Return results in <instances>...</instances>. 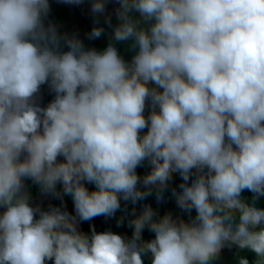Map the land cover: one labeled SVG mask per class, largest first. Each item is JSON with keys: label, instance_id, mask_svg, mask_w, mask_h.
<instances>
[{"label": "clouds", "instance_id": "1", "mask_svg": "<svg viewBox=\"0 0 264 264\" xmlns=\"http://www.w3.org/2000/svg\"><path fill=\"white\" fill-rule=\"evenodd\" d=\"M87 3L0 0V264H264V0Z\"/></svg>", "mask_w": 264, "mask_h": 264}, {"label": "trees", "instance_id": "2", "mask_svg": "<svg viewBox=\"0 0 264 264\" xmlns=\"http://www.w3.org/2000/svg\"><path fill=\"white\" fill-rule=\"evenodd\" d=\"M85 2L87 3V0H85ZM50 16L53 20H55L56 22H58L61 25L62 30L64 29V26L71 21L74 17L72 15V13L68 10V8L60 2H57V0H51V13ZM103 37V36H102ZM102 37L100 38V42L96 45V47L98 48H102L105 46L106 42H107V38L104 40H101ZM126 47V45H121L122 50ZM42 95H43V100L46 102L47 100H49L51 98L50 94L47 92L46 88L42 89ZM146 167H140L137 169L138 174H144V172L146 171ZM180 182L179 177L175 176L173 177V181H172V185L175 186L176 184H178ZM91 187V186H89ZM243 195L245 196H250V193H243ZM148 202L153 204V207H156L155 202L153 197H148L147 198ZM260 206H264V201L260 202ZM173 210L175 211V205H174V201H172L171 199L167 200L165 203L161 204L159 206V211L161 212V214H163V212L165 210ZM117 215H119V213H117ZM108 224L110 225V228L117 232V233H124V234H128L130 235V229H128L126 227V225H121L120 227H117L115 224V220L111 219L107 221ZM152 233L148 232L147 230L144 231L143 233V237L145 239H149L152 237ZM221 254H226V258L227 259V264H234V250H230V249H225L222 251ZM244 255L247 256V258L250 261L253 259V256L251 253H244ZM145 264H150V261L148 259H145Z\"/></svg>", "mask_w": 264, "mask_h": 264}, {"label": "rangeland", "instance_id": "3", "mask_svg": "<svg viewBox=\"0 0 264 264\" xmlns=\"http://www.w3.org/2000/svg\"><path fill=\"white\" fill-rule=\"evenodd\" d=\"M116 0H109V3L106 5V12L105 14L106 15H110L111 16V19L112 21L114 20V16H113V13L115 12V8H116ZM68 8L71 9L73 11V13L76 15V19L74 22H72L68 27H67V32H73V31H76L78 33V35L80 37H84V41H86L87 43H91L89 40H87L85 38V34L83 33V28H81L79 30V27L78 26H74V24L76 23V21H87L89 22V18L92 16V14L90 13V7L89 5H86L85 3L79 5V6H75V5H68ZM99 19V22L101 24V26H104L105 27V35L102 37L101 40H104L106 38H108V33H110V29L107 27V25H104V19H103V16L100 15V14H97V17L96 19ZM113 23V22H112ZM94 26V25H93ZM93 26H90V28L86 31V33L90 32L91 31V28ZM98 40V43L100 42V38L97 39ZM94 41V40H92ZM97 43V44H98ZM102 220H100V218H96V230L97 231H103L107 228H110V225L108 224V222H106L104 220L103 217H101ZM94 220V219H93ZM226 258V254H221V257H220V260L218 261V264H227V259Z\"/></svg>", "mask_w": 264, "mask_h": 264}, {"label": "flooded vegetation", "instance_id": "4", "mask_svg": "<svg viewBox=\"0 0 264 264\" xmlns=\"http://www.w3.org/2000/svg\"><path fill=\"white\" fill-rule=\"evenodd\" d=\"M86 5H88V3H86V2H84ZM64 4V3H63ZM67 8H68V6H67V4H64ZM116 7H117V5H116ZM68 10L72 13V15H73V19L71 20V21H69L65 26H64V29H63V31H66L67 30V27L72 23V22H74L75 21V17H76V15L73 13V11L71 10V9H69L68 8ZM113 16H114V20L112 21L113 22V24H115L116 23V18H115V12L113 13ZM96 20V17H93V16H91L90 18H89V22H87V21H76V23L74 24V26H78L79 27V30L81 29V28H83L82 30H83V33L84 34H86V31L90 28V26H93L94 25V21ZM104 36V35H103ZM81 39H83L84 40V37H80ZM91 43H87L86 41H84V43L86 44V45H88V46H95L96 47V45H97V43H98V40L96 39V40H94V41H90ZM32 191H33V194L35 195V188L33 187L32 188ZM35 198H36V200H39L41 203H42V206H44V207H47V205H48V203H49V201H51V203H53V204H58L59 203V201L58 200H55V199H52V198H50V197H48V198H43V197H40V196H38V195H35ZM65 203H66V206H67V209H68V211L69 212H71L72 211V202H71V199H70V197H65ZM96 218H100V220H102V218L101 217H96ZM96 218H94V220H92L91 222H82L81 223V225H80V228L83 230V231H88L89 230V226H90V224L91 225H93L94 227L96 226ZM96 229V228H95ZM49 264H50V262H49Z\"/></svg>", "mask_w": 264, "mask_h": 264}]
</instances>
